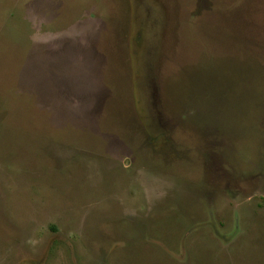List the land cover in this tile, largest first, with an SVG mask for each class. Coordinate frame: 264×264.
<instances>
[{"label":"rangeland","instance_id":"1","mask_svg":"<svg viewBox=\"0 0 264 264\" xmlns=\"http://www.w3.org/2000/svg\"><path fill=\"white\" fill-rule=\"evenodd\" d=\"M0 264H264V0H0Z\"/></svg>","mask_w":264,"mask_h":264}]
</instances>
